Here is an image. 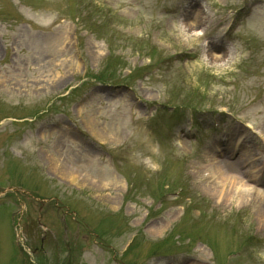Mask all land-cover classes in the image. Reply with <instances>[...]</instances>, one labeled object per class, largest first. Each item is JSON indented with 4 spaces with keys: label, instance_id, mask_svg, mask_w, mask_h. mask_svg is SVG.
Returning a JSON list of instances; mask_svg holds the SVG:
<instances>
[{
    "label": "rangeland",
    "instance_id": "374dc122",
    "mask_svg": "<svg viewBox=\"0 0 264 264\" xmlns=\"http://www.w3.org/2000/svg\"><path fill=\"white\" fill-rule=\"evenodd\" d=\"M252 1L0 0V189H22L0 201V264H264V212L220 202L196 170L236 125L264 165V0ZM199 9L191 30L205 37L191 42ZM223 39L227 64L209 56Z\"/></svg>",
    "mask_w": 264,
    "mask_h": 264
},
{
    "label": "bare ground",
    "instance_id": "6f19581e",
    "mask_svg": "<svg viewBox=\"0 0 264 264\" xmlns=\"http://www.w3.org/2000/svg\"><path fill=\"white\" fill-rule=\"evenodd\" d=\"M202 11H204V9H199L197 11L193 10V22H185V26L188 27V31L190 32V35H187L186 38L191 42L199 41L201 40V36H205V31H203L201 34V31H198V29L191 30L194 27L197 28L199 22L201 21L200 18L202 17ZM222 42H224V40H221L219 44L216 42H213L212 44L213 47L221 49V52L223 51V53L215 52L214 54H209V56L214 60L220 59L221 57L226 61L225 64H227L230 63L231 57L229 56L224 46H222ZM220 66L223 67V64ZM86 124L90 131L96 134V136H98L100 139H106L108 137H112L113 135L112 130H109L110 127L103 126L91 119L87 120ZM235 129L240 131V137L238 136L236 140H234L233 138L226 140L225 145L223 146L219 143L220 141H218V145L216 144V142L211 143L208 146V156L206 158H201V161L206 163L197 167L196 170L204 178L205 181H207L208 183L212 182L214 184V189L216 190L215 194L217 195V198L220 202L225 203L227 201H233L234 199H244L248 197V202L250 204L252 202L256 206L258 211L264 212V190L258 191L255 187L247 185V183H245V179L242 177L245 175L250 180L258 182L256 176H254L253 174H256V171H259V169H245L254 153L246 150L247 143L244 140L243 135L247 133V130L243 126L238 125L235 126ZM187 146L188 143L186 140H184L182 143L180 142V147L183 148ZM237 151H240V154L233 160L231 157L233 156V153ZM49 161L51 162V167L59 171L63 176L69 175V177L72 179L75 177L79 179L77 173L80 170V166H65L57 162L55 157L49 158ZM74 168H77L78 170L75 171ZM201 171H203V174L200 173ZM204 171L207 172V175L204 174ZM91 175L86 172L85 174H83L82 179L85 181L92 180L96 182L98 179L94 180L95 175ZM261 223L264 226V215L261 219ZM154 226L155 228H159L160 224H156Z\"/></svg>",
    "mask_w": 264,
    "mask_h": 264
}]
</instances>
